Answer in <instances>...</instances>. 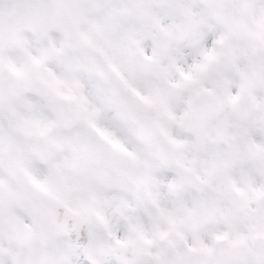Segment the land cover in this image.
<instances>
[{
	"label": "snow or ice",
	"instance_id": "1",
	"mask_svg": "<svg viewBox=\"0 0 264 264\" xmlns=\"http://www.w3.org/2000/svg\"><path fill=\"white\" fill-rule=\"evenodd\" d=\"M0 264H264V0H0Z\"/></svg>",
	"mask_w": 264,
	"mask_h": 264
}]
</instances>
